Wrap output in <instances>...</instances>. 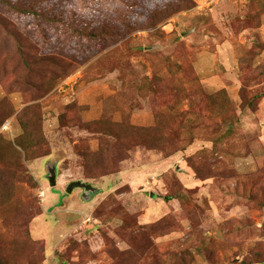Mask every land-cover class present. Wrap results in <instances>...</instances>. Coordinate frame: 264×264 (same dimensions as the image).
<instances>
[{
  "label": "rangeland",
  "instance_id": "obj_1",
  "mask_svg": "<svg viewBox=\"0 0 264 264\" xmlns=\"http://www.w3.org/2000/svg\"><path fill=\"white\" fill-rule=\"evenodd\" d=\"M0 264H264V0H0Z\"/></svg>",
  "mask_w": 264,
  "mask_h": 264
},
{
  "label": "water",
  "instance_id": "obj_2",
  "mask_svg": "<svg viewBox=\"0 0 264 264\" xmlns=\"http://www.w3.org/2000/svg\"><path fill=\"white\" fill-rule=\"evenodd\" d=\"M49 181L51 182V185L54 186L57 184V172H56V166H52L50 168V175H49ZM79 187L82 189H85L86 191H95V187H93L91 184L86 183L82 180H74L71 181L67 187L68 192H72L74 188Z\"/></svg>",
  "mask_w": 264,
  "mask_h": 264
},
{
  "label": "built area",
  "instance_id": "obj_3",
  "mask_svg": "<svg viewBox=\"0 0 264 264\" xmlns=\"http://www.w3.org/2000/svg\"><path fill=\"white\" fill-rule=\"evenodd\" d=\"M4 128L7 129L8 128V124H5Z\"/></svg>",
  "mask_w": 264,
  "mask_h": 264
}]
</instances>
